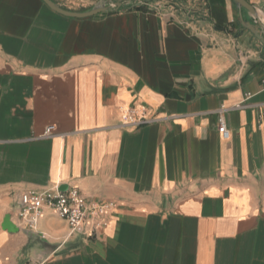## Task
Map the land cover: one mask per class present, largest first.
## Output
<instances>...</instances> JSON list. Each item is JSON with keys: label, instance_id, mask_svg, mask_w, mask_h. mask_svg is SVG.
<instances>
[{"label": "crops", "instance_id": "1", "mask_svg": "<svg viewBox=\"0 0 264 264\" xmlns=\"http://www.w3.org/2000/svg\"><path fill=\"white\" fill-rule=\"evenodd\" d=\"M145 2L0 0V264H264V47L233 0ZM73 186L117 203L97 235L17 225L22 192Z\"/></svg>", "mask_w": 264, "mask_h": 264}, {"label": "built area", "instance_id": "2", "mask_svg": "<svg viewBox=\"0 0 264 264\" xmlns=\"http://www.w3.org/2000/svg\"><path fill=\"white\" fill-rule=\"evenodd\" d=\"M138 2L144 3L143 0H138ZM250 95L247 94V96ZM236 107H241V104ZM226 109L224 106L220 109L219 129L224 138H229L230 131L223 114ZM123 113L122 123L124 125H139L147 121L146 117L139 115L135 108L129 107ZM262 126H264V108L259 114V127ZM54 129L55 126H48L42 137L52 136ZM116 206L115 201H88L81 190L73 186L66 191L59 189L26 190L20 194L13 214L19 227L36 230L45 208H50L68 223L69 235L93 237L108 224L106 216Z\"/></svg>", "mask_w": 264, "mask_h": 264}, {"label": "water", "instance_id": "3", "mask_svg": "<svg viewBox=\"0 0 264 264\" xmlns=\"http://www.w3.org/2000/svg\"><path fill=\"white\" fill-rule=\"evenodd\" d=\"M52 10L69 17H90L110 10L119 11L122 8H136L144 5L138 0H98V2L89 10L75 11L64 8L54 0H43ZM176 3L177 0H172ZM239 11L242 28L249 32L253 39L260 42L264 47V8L258 4H251L247 0H233ZM244 12L248 13V17L244 16ZM12 215L9 214L5 218L4 226L10 231H17L19 227L12 222Z\"/></svg>", "mask_w": 264, "mask_h": 264}, {"label": "trees", "instance_id": "4", "mask_svg": "<svg viewBox=\"0 0 264 264\" xmlns=\"http://www.w3.org/2000/svg\"><path fill=\"white\" fill-rule=\"evenodd\" d=\"M140 7V6H139Z\"/></svg>", "mask_w": 264, "mask_h": 264}]
</instances>
